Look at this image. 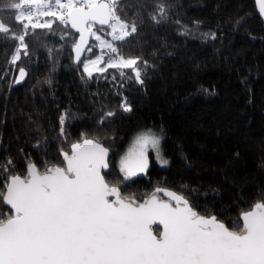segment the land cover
Returning <instances> with one entry per match:
<instances>
[{
    "label": "trees",
    "instance_id": "obj_1",
    "mask_svg": "<svg viewBox=\"0 0 264 264\" xmlns=\"http://www.w3.org/2000/svg\"><path fill=\"white\" fill-rule=\"evenodd\" d=\"M11 2L16 0H0V22L20 34L18 13L5 7ZM127 3L117 13L135 21L138 31L116 44L126 58H140L138 67L147 61L143 84L112 68L89 79L75 62L78 35L54 17H41L54 21L51 30L29 28V55L21 51L17 65L9 61L18 42L0 36V165L11 159V171L24 175L26 162L41 169L45 162L59 163L60 149L67 148L60 117L67 112L69 140L82 134L99 138L110 148V171L121 176L119 160L132 138L152 129L162 134L169 165L154 163L144 175L124 181L122 194L142 201L155 188H166L232 227L242 211L264 200V20L256 0ZM18 66L27 78L15 86ZM124 97L131 112L120 110ZM101 110L117 113L107 126L97 123ZM7 175L0 170V190Z\"/></svg>",
    "mask_w": 264,
    "mask_h": 264
},
{
    "label": "snow or ice",
    "instance_id": "obj_2",
    "mask_svg": "<svg viewBox=\"0 0 264 264\" xmlns=\"http://www.w3.org/2000/svg\"><path fill=\"white\" fill-rule=\"evenodd\" d=\"M256 2L264 17V0ZM128 6L127 0L8 3L5 7L18 13L14 20L21 26L17 34L0 22V36L18 42L9 63L17 65L21 51L29 55L25 42L29 28L33 32L37 28L52 29L53 20L41 22L34 17H54L60 25L80 34L74 44L75 61L82 63L89 79L93 72L103 74L112 68L120 70L121 77L127 75L129 80L143 84L147 61L138 67L139 57L126 58L117 44L98 34L107 26L106 34L112 41L124 42L137 33L135 21L129 23L117 13L118 8ZM164 7L159 4L157 10L166 18ZM151 19L161 22L155 15ZM88 36L99 42L101 52L95 59L81 62ZM88 52H92L91 47ZM102 63L106 65L103 68L99 67ZM123 69L132 72L126 74ZM17 74L14 83L23 81L27 71L18 66ZM119 107L123 112L132 111L126 97ZM116 114L115 110H101L97 123L107 126ZM69 120L67 112L60 117V137L67 141V148L60 149L59 163L45 162L41 169L35 162H26L24 175L11 171V159L0 165V170L8 173L4 190H0V205L6 206L0 209V264H264V200L242 211L232 227L215 215L201 214L184 194L166 188L157 187L138 201L122 194L120 185L147 173L150 151L161 165L169 163L161 152L162 134L152 129L140 132L119 160L122 175L114 177L110 148L87 134L70 141L66 132ZM159 193L168 199H162Z\"/></svg>",
    "mask_w": 264,
    "mask_h": 264
},
{
    "label": "rangeland",
    "instance_id": "obj_3",
    "mask_svg": "<svg viewBox=\"0 0 264 264\" xmlns=\"http://www.w3.org/2000/svg\"><path fill=\"white\" fill-rule=\"evenodd\" d=\"M38 19H39V18H38ZM39 20H41V19H39ZM46 20H50V19H46ZM25 22H27V21H25ZM93 30L95 31L96 29L94 28ZM107 31H109V30H108L107 28H105V32H104V33H98V34H101V35H102V38H104V39H106V40H108V41L113 42V43L116 44V41H112V37H111L110 35H107V34H106ZM92 38H93V41H94V43H93V45H92V47H91V48H92V52L94 51V49H97V52H95L94 55H93L92 57H88V58H86V59H95L96 55H99L100 52H101V49H100V47H99V42L96 41V40L94 39V37H92ZM104 51H105V53H107V49H104ZM92 52H91V53H92ZM87 53H89L88 50H87ZM87 53H86V54H87ZM91 53H90V54H91ZM86 59L84 60V62L86 61ZM104 59H105V61H107L108 56L105 55ZM105 66H106V65H105L104 63H102V64L99 65V67H101V68H103V67H105ZM94 73H96V72H93V74H94ZM145 131H147V130H145ZM140 132H142V131H140ZM140 132H137V133L135 134V136L132 138V141H131L130 145L127 147L125 153H124L122 156H124V155L128 152L129 148L133 145L136 136H137ZM162 139H163V138H162ZM160 147H161V152H162V156H163V158H165V159L168 160V158L165 156V154H164V152H163L162 140H161V146H160ZM122 156H121V157H122ZM121 157H120V158H121ZM168 162H169V160H168ZM154 163L157 164V165H158L159 167H161V168H166V167L169 165V163H168L166 166L161 165L160 162L157 160L155 153L152 152V151H150V152H149V167H148V169H149V168L151 167V165L154 164ZM144 174H145V173L139 174V175H137V176H135V177H133V178H131V179H135V178H137V177H139V176H142V175H144Z\"/></svg>",
    "mask_w": 264,
    "mask_h": 264
},
{
    "label": "water",
    "instance_id": "obj_4",
    "mask_svg": "<svg viewBox=\"0 0 264 264\" xmlns=\"http://www.w3.org/2000/svg\"><path fill=\"white\" fill-rule=\"evenodd\" d=\"M257 3V2H256ZM257 7H258V4H257ZM263 18V20H264V17H262ZM96 27H99L98 25L96 26ZM107 26H105V28H106ZM74 33H76L77 35H78V40H77V43L79 42V36H80V34L79 33H77L76 31H75V29H71ZM91 41H92V37L91 36H88L87 37V44H86V46H85V48H84V50H83V54L81 55V61L83 60V58L86 56V53H87V50H88V48L90 47V44H91ZM74 58H75V50H74ZM76 62V61H75ZM77 63V62H76ZM26 78H27V76L25 77V79L23 80V81H21L20 83H15V86H20L21 84H23L24 82H25V80H26ZM17 79V78H16ZM110 156H111V151L109 152V158H110ZM160 197L161 196H163V193H159L158 194ZM162 198V197H161ZM162 199H168L167 197H165V196H163V198ZM154 227H156V226H154Z\"/></svg>",
    "mask_w": 264,
    "mask_h": 264
},
{
    "label": "built area",
    "instance_id": "obj_5",
    "mask_svg": "<svg viewBox=\"0 0 264 264\" xmlns=\"http://www.w3.org/2000/svg\"><path fill=\"white\" fill-rule=\"evenodd\" d=\"M37 18L41 19L40 21H41V22H43V20H42V18H41V17H34V19H37Z\"/></svg>",
    "mask_w": 264,
    "mask_h": 264
}]
</instances>
